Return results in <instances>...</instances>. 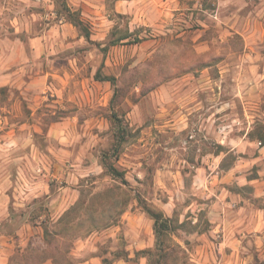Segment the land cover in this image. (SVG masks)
<instances>
[{"label":"rangeland","instance_id":"obj_1","mask_svg":"<svg viewBox=\"0 0 264 264\" xmlns=\"http://www.w3.org/2000/svg\"><path fill=\"white\" fill-rule=\"evenodd\" d=\"M176 1L0 0L6 264H264V0Z\"/></svg>","mask_w":264,"mask_h":264},{"label":"crops","instance_id":"obj_2","mask_svg":"<svg viewBox=\"0 0 264 264\" xmlns=\"http://www.w3.org/2000/svg\"><path fill=\"white\" fill-rule=\"evenodd\" d=\"M141 5L139 7V10H137L135 16H139L143 22H147L148 24L152 25L156 23V19L153 16L152 12H159L160 16L159 17H166L173 9H175L178 5V1L176 0H117L115 4V8L118 12L121 13H128L131 12L133 6ZM205 153H211L209 151ZM213 153V152H212ZM215 154V153H213ZM235 168H239L236 166ZM228 168L223 169L221 178L219 181L223 182H229L232 178L236 179L237 177H234V173L237 171V169L234 168ZM65 199L62 197L61 198V205ZM7 258L6 256L2 255L0 253V264H6Z\"/></svg>","mask_w":264,"mask_h":264},{"label":"trees","instance_id":"obj_3","mask_svg":"<svg viewBox=\"0 0 264 264\" xmlns=\"http://www.w3.org/2000/svg\"><path fill=\"white\" fill-rule=\"evenodd\" d=\"M63 7L65 10L64 12H66V13H61L63 15V18H65L70 23L75 25L78 29H80L84 33L85 36H88L89 31L87 30V27H85L82 20L80 19L79 14L76 11H70V9H68L66 7V5H63ZM222 161L223 160H221V162ZM110 168H111L110 173L112 175L121 176V173H119L116 168H114V167H110ZM143 208H144L145 212L153 218V227L152 228H153L155 240H156L155 249L158 252L156 255L157 256L156 263L159 264L160 261L163 260L164 256L167 257V256L171 255L172 253H174V251H175L174 247L169 248V247H167L169 245H167L166 248L168 249V251L171 250L170 253H167L164 250V247H163L164 241L161 238L164 235V233L166 234V232L172 230L174 218H173V216H171V217L166 216L161 209H156V208L151 207V206L146 205V204L144 205ZM45 234H46V231H45ZM150 254L151 253H149V255ZM149 258H150V256H149ZM149 262H150V260H149Z\"/></svg>","mask_w":264,"mask_h":264}]
</instances>
